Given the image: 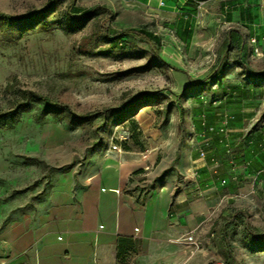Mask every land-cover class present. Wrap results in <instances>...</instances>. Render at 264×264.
Wrapping results in <instances>:
<instances>
[{
  "label": "rangeland",
  "instance_id": "1",
  "mask_svg": "<svg viewBox=\"0 0 264 264\" xmlns=\"http://www.w3.org/2000/svg\"><path fill=\"white\" fill-rule=\"evenodd\" d=\"M47 1L0 0V12L31 17ZM71 1L62 0L41 21L30 24L0 18V110L9 106L10 95L3 92L9 82L67 104L75 114L117 108L142 91L158 96L120 119L109 114L72 124L64 115H49L39 122L35 106L21 114L13 127L0 128L4 200L26 203L38 199L58 172L52 168L71 164L74 169L93 152L117 151L125 143L131 151L146 154L153 164L162 162L166 167L155 178L157 182L167 180L176 166L175 161L170 165L176 148L196 143L197 121L203 114L208 119L215 109L221 112L219 116L227 112L229 120L238 122L236 110L245 103L246 107L240 106L245 109V120L237 131L244 136L233 139L228 123L231 153L221 151L220 160L209 163L218 179L206 186V249L212 254L208 264H264V147L246 141L251 132L263 129L264 134V84L253 88V96L243 103L212 101L211 87L206 89V59L218 58L220 52L215 44L206 56V15L198 16L197 0L193 5L198 22H193V29H188L191 18H184L190 13L178 17L179 12L170 7L173 3L166 1L151 8L129 0H75L80 8L76 18L84 15L86 19L64 30L63 13ZM131 27H143L159 40V55L141 40L129 49L117 47L109 55L96 53L109 46L106 32L113 35ZM83 36L89 39L84 42ZM229 51L233 60V51ZM153 59L152 69L142 67ZM253 65L264 70L262 63ZM234 72L229 83H246L245 76L237 75L239 70ZM177 93H182L185 107L182 118ZM202 96L205 103L201 106ZM171 102L175 105L169 106ZM204 143L200 141L201 146ZM236 155H243L244 162L232 163ZM185 176L178 171L171 177L176 191L186 185Z\"/></svg>",
  "mask_w": 264,
  "mask_h": 264
},
{
  "label": "crops",
  "instance_id": "2",
  "mask_svg": "<svg viewBox=\"0 0 264 264\" xmlns=\"http://www.w3.org/2000/svg\"><path fill=\"white\" fill-rule=\"evenodd\" d=\"M129 1L151 8L163 1L173 3L170 7L178 17L190 13L184 15L191 18L188 29L198 22L196 0ZM205 2L206 56L215 44L218 58L232 49L236 60L242 49L257 70L254 63L264 64V0ZM253 37L263 56L253 54ZM218 58L206 59V76ZM235 70L244 76L241 67H231L222 80L234 77ZM240 106L247 104L238 106V122L231 120L233 139L244 136L237 132L245 120ZM215 112H209L208 119L218 132L205 137L197 130L195 144L177 147L170 162L176 166L167 180L155 178L165 166L162 162L153 164L146 154L119 147L97 150L80 166L58 171L38 199L8 201L0 190V264H208L212 254L206 249V186L218 179L209 163L220 160L224 151V135L219 132L223 116ZM256 133L263 134V129ZM199 140L205 143L201 146ZM190 169L196 179L185 176L186 185L176 191L171 177ZM192 230L201 243L198 250L185 240Z\"/></svg>",
  "mask_w": 264,
  "mask_h": 264
},
{
  "label": "trees",
  "instance_id": "3",
  "mask_svg": "<svg viewBox=\"0 0 264 264\" xmlns=\"http://www.w3.org/2000/svg\"><path fill=\"white\" fill-rule=\"evenodd\" d=\"M62 0H48L47 3L35 14L31 17L29 16H14L7 13L0 12V18L5 20H17L21 23L30 24V22L34 20L43 19L45 14L49 12L54 5L61 2ZM95 7L92 8L94 10ZM80 8L75 5V0H72L67 6L63 13V22L61 24L64 30H69L72 26L79 22H83L86 19V16H80L76 18V12L79 11ZM89 39V36H83L84 42ZM106 39L109 43L107 48H100L96 53L100 55H109L113 49L120 47L122 49H129L132 45H135L137 40L146 41L150 44L155 54L159 55L161 50V42L159 40H155L151 37L150 34L146 32V30L141 28H124L117 32H114L113 35H110L106 32ZM240 53L238 54V58L236 60H231L229 58L230 51L226 49L224 54L218 58L215 63L211 73L206 76V89L210 86L213 93V102H226L227 100L232 102L235 99L239 102L242 99H249L253 96V88H259L264 84V70H255L249 64V61L246 57V54L242 53V49H240ZM154 59L149 60L145 66H142L147 69H152L154 67ZM231 67H241L242 75H244V81L246 83H234L231 84L228 82V79L222 80L225 73ZM217 87H214V85ZM259 91V90H258ZM5 95H10L9 106L5 109L0 110V128L1 129H9L13 127L21 114L30 112L34 109L35 106H38L37 113L35 118L37 121L45 120L49 115H63L69 118V122L72 124H79L86 121H92L98 117L106 118L109 114L115 116L120 119L125 114L133 111L137 105L145 102H149L152 99H155L158 94L155 92L142 91L137 94L130 95L119 107L111 108L108 107L104 110H98L93 112H86L83 114H75L72 112L71 108L67 104H63L58 102L57 100L51 98L50 96L40 94L38 92L24 89L21 87H17L15 82H9L6 84L4 90ZM176 95V104L180 114V117L184 116L185 107L182 103V93H177ZM208 95L206 94V97ZM256 96V95H255ZM200 99V105H204L205 101ZM211 101V102H212ZM208 100L206 101V103ZM169 104V106H173ZM207 107V106H206ZM210 107V106H208ZM210 108H208L209 110ZM215 110V109H213ZM212 111V110H211ZM208 113V112H207ZM234 117V116H233ZM231 120H229V124L231 125ZM214 126L209 123V119L206 118V115L203 114L199 120L197 121V130H200V135L205 136L207 134L217 133L218 129L215 132H210L209 127ZM216 127V126H215ZM217 128V127H216ZM224 151L226 152V148L224 146L225 137L223 140ZM247 142H253L258 147H264V136L262 133L248 134L246 137ZM230 145L231 141L229 139ZM124 149L127 151H131V147L125 143ZM227 153V152H226ZM234 161L237 163L244 162L243 155H236ZM236 159V160H235ZM72 168V165H64L60 168H52L56 171H66ZM255 242H263L262 239H254Z\"/></svg>",
  "mask_w": 264,
  "mask_h": 264
},
{
  "label": "built area",
  "instance_id": "4",
  "mask_svg": "<svg viewBox=\"0 0 264 264\" xmlns=\"http://www.w3.org/2000/svg\"><path fill=\"white\" fill-rule=\"evenodd\" d=\"M197 9H198V16L200 18H203L206 13L208 12V9L206 7V2L204 0H197ZM250 42L254 45L253 46V54L256 56H263V52L260 48V46L258 45V40L256 37H253L250 39ZM228 122H229V115L226 113H224L223 115V119H222V124L221 127L219 129V132H221L224 137H225V142H224V146L226 148V152L227 153H231V145L229 142V138H228ZM217 130V128L215 126H211L209 127V131L210 132H215ZM201 154L202 156H205V152L203 150H201ZM232 163H235L234 159H232ZM197 175L196 173L193 172L192 169L187 171V176H186V180H194L196 179ZM222 185H224L226 183V180L223 179L221 181ZM196 230H192L186 237L185 240L189 241L191 244H193V249L194 250H198L201 248V243L199 240L196 239ZM220 264H227L225 261H221Z\"/></svg>",
  "mask_w": 264,
  "mask_h": 264
}]
</instances>
